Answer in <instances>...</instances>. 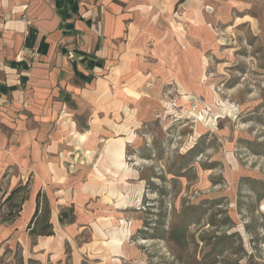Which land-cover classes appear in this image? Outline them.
Wrapping results in <instances>:
<instances>
[{"label": "crops", "instance_id": "1", "mask_svg": "<svg viewBox=\"0 0 264 264\" xmlns=\"http://www.w3.org/2000/svg\"><path fill=\"white\" fill-rule=\"evenodd\" d=\"M182 1L0 0V206L12 214L0 264L144 263L129 216L91 177L105 157L125 169V109L157 91L137 64L146 45L162 47L173 23L215 19V0L178 15ZM21 186L26 198L7 209Z\"/></svg>", "mask_w": 264, "mask_h": 264}, {"label": "rangeland", "instance_id": "2", "mask_svg": "<svg viewBox=\"0 0 264 264\" xmlns=\"http://www.w3.org/2000/svg\"><path fill=\"white\" fill-rule=\"evenodd\" d=\"M215 1L214 20L173 23L162 47L146 45L137 64L157 91L125 109V169L105 157L91 177L129 216L143 264H264V0ZM181 3L178 15L201 6Z\"/></svg>", "mask_w": 264, "mask_h": 264}, {"label": "trees", "instance_id": "3", "mask_svg": "<svg viewBox=\"0 0 264 264\" xmlns=\"http://www.w3.org/2000/svg\"><path fill=\"white\" fill-rule=\"evenodd\" d=\"M27 192H28V190H27V186H24V187H23V186L18 187L17 189H15V190L10 194V196H9L8 199L6 200V203L8 204V203L12 202V201L14 200L15 197H17L18 195H20V194H22V193H25V197L21 198V201L23 202L24 199L26 198ZM18 207H19V206H18ZM18 207H17V208H18ZM0 210L2 211V206H0ZM38 211H39V203H38V208H37V212H36V214H38ZM8 215L10 216L11 214H8Z\"/></svg>", "mask_w": 264, "mask_h": 264}]
</instances>
